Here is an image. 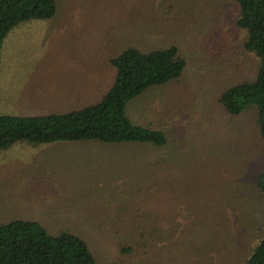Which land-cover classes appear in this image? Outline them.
<instances>
[{"label": "rangeland", "instance_id": "rangeland-1", "mask_svg": "<svg viewBox=\"0 0 264 264\" xmlns=\"http://www.w3.org/2000/svg\"><path fill=\"white\" fill-rule=\"evenodd\" d=\"M54 1L51 19L21 23L4 39L0 115L92 104L113 83L110 60L122 51L177 45L188 62L185 75L128 110L135 123L152 121L177 137L175 148L165 150L160 166L152 151L124 145L15 143L0 150V223L35 221L51 235H83L96 264L242 260L264 231V202L246 192L264 155L252 107L231 117L217 102L258 65L241 52L245 34L235 27L234 0ZM201 156L213 166L206 178ZM153 225L163 240L139 259V238L126 234ZM121 243L135 252L122 254Z\"/></svg>", "mask_w": 264, "mask_h": 264}, {"label": "trees", "instance_id": "trees-1", "mask_svg": "<svg viewBox=\"0 0 264 264\" xmlns=\"http://www.w3.org/2000/svg\"><path fill=\"white\" fill-rule=\"evenodd\" d=\"M234 6L237 9L235 27L245 34L241 52L255 57L258 65L253 77L233 80L217 102L231 117H240L252 107L264 155V0H234ZM55 12L54 0H0V53L4 39L14 27L24 22L51 19ZM110 63L114 68L113 83L91 105L39 116L0 115V150L15 143L97 141L124 145V148L131 147L139 152L150 150L154 154L153 163L161 166L165 162L161 156L165 150L175 148L177 137L154 127L152 121L135 123L128 114L129 106L146 93L178 81L185 75L188 62L179 47L171 45L150 51L129 47ZM199 161L205 165L201 178H206L208 169L213 166L206 167L209 159L204 156ZM247 183L246 192L253 190L264 202V156L261 169L252 173ZM160 230L153 225L149 231L142 228L126 234L139 238L143 252L135 256L148 258L156 243L163 240L164 233ZM118 249L124 255L135 252L122 243L118 244ZM152 254L156 257V253ZM0 264H96V258L83 235L68 232L51 235L35 221L14 220L0 223ZM233 264H264V231L249 253Z\"/></svg>", "mask_w": 264, "mask_h": 264}, {"label": "crops", "instance_id": "crops-1", "mask_svg": "<svg viewBox=\"0 0 264 264\" xmlns=\"http://www.w3.org/2000/svg\"><path fill=\"white\" fill-rule=\"evenodd\" d=\"M102 96V95H101ZM95 103V102H94ZM93 104V103H92ZM88 105H91V103L90 104H88ZM88 105H85V106H88ZM81 107H84V106H81ZM50 114H53V113H50Z\"/></svg>", "mask_w": 264, "mask_h": 264}]
</instances>
